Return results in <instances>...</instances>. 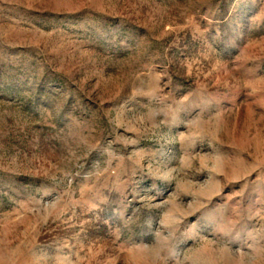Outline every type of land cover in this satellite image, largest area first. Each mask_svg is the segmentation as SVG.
<instances>
[{
    "label": "rangeland",
    "instance_id": "obj_1",
    "mask_svg": "<svg viewBox=\"0 0 264 264\" xmlns=\"http://www.w3.org/2000/svg\"><path fill=\"white\" fill-rule=\"evenodd\" d=\"M0 264H264V0H0Z\"/></svg>",
    "mask_w": 264,
    "mask_h": 264
}]
</instances>
